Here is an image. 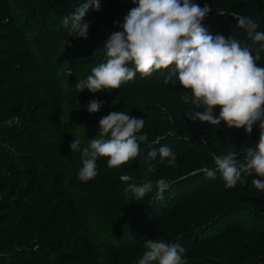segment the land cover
<instances>
[{
	"label": "trees",
	"instance_id": "1",
	"mask_svg": "<svg viewBox=\"0 0 264 264\" xmlns=\"http://www.w3.org/2000/svg\"><path fill=\"white\" fill-rule=\"evenodd\" d=\"M84 2L0 0V264H137L149 239L183 246L186 264H264V192L251 183L258 177H242L229 189L214 164L229 152L242 162L258 142L256 126L245 134L223 121L191 120L186 114L202 109L185 103L190 92L163 82L173 66L149 77L137 73L118 90L78 92L75 84L107 61L106 36L120 31L118 23L136 6L100 0L99 10L90 7L83 18L90 22L85 39L62 23ZM192 2L211 9L202 21L209 34L251 43L241 17L264 32V0ZM256 63L264 67V52ZM94 99L103 101L92 113L101 115L97 124L73 135L72 120L78 123ZM111 111L144 119L138 135L148 140L140 156L118 168L98 158L97 175L83 182L80 151ZM75 137L81 149L71 153ZM162 145L175 153V167L157 163L159 155L146 160ZM148 163L157 164L153 172ZM160 178L169 185L162 199L155 187L142 200L124 191Z\"/></svg>",
	"mask_w": 264,
	"mask_h": 264
},
{
	"label": "clouds",
	"instance_id": "2",
	"mask_svg": "<svg viewBox=\"0 0 264 264\" xmlns=\"http://www.w3.org/2000/svg\"><path fill=\"white\" fill-rule=\"evenodd\" d=\"M131 2L136 6L128 11L123 22H114L121 30L108 34L103 43L107 61L92 68L86 79L79 80L75 84L77 91L87 89L94 94L118 90L137 73L149 77L173 66L163 82L173 86L179 82L190 92L191 95L183 97L185 103L202 109L186 114L191 120L214 126H220L223 121L227 128H243L245 134H251L256 126L258 142L247 148L242 162H238L236 152H229L215 156L214 164L226 188L235 187L242 177L254 173L258 178L251 180L252 185L264 192V67L256 63L264 52V32L256 31L258 25L251 19L241 17L238 23L247 30L251 43L232 36L209 34L202 21L211 9L207 4L201 7L192 0ZM90 7L98 11L100 0H85L74 13L64 17L62 23L65 28L70 26L71 36L87 38L90 22H83V18ZM86 105L88 113H97L103 101L94 99ZM217 107L220 110L215 115ZM99 116H91L94 125ZM144 123V119L128 113L111 111L98 121L96 136L100 138L90 139V144L82 151L80 140L75 137L69 148L71 153L80 151L82 166L78 179L83 182L93 179L100 157L108 158L109 168H118L140 156V144L148 140L146 133L138 135ZM158 155L157 163L167 160L169 166L175 167L176 155L171 148L162 145L148 151L146 160L157 161ZM156 167V163H148L147 171L153 172ZM205 174L214 178L216 172L205 168ZM168 186V182L160 178L154 183L128 184L124 191L142 200L155 187V198L162 199ZM185 252L177 243L149 239L137 264H186Z\"/></svg>",
	"mask_w": 264,
	"mask_h": 264
},
{
	"label": "rangeland",
	"instance_id": "3",
	"mask_svg": "<svg viewBox=\"0 0 264 264\" xmlns=\"http://www.w3.org/2000/svg\"><path fill=\"white\" fill-rule=\"evenodd\" d=\"M93 114L91 113H85L84 115H82L80 118H79V122L78 123H76V119H73L72 120V123L73 124H71L72 125V127L69 129L70 130V132L73 134V135H76V134H78V133H80L81 131H82V133L84 132V131H87L88 130V127L90 126V124L92 125L93 124V120L90 118L91 116H92ZM100 138V137H98V136H96V135H93V136H91L90 137V139H92V138ZM90 139H89V141H90Z\"/></svg>",
	"mask_w": 264,
	"mask_h": 264
}]
</instances>
